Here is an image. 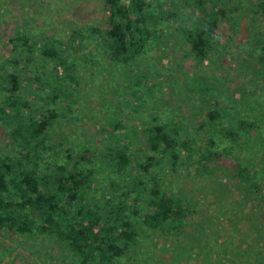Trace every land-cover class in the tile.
I'll list each match as a JSON object with an SVG mask.
<instances>
[{"label": "rangeland", "instance_id": "obj_1", "mask_svg": "<svg viewBox=\"0 0 264 264\" xmlns=\"http://www.w3.org/2000/svg\"><path fill=\"white\" fill-rule=\"evenodd\" d=\"M149 1L154 6L159 1L176 4V18L163 20L167 13L161 15L162 21L154 25L157 35L146 44L144 53L123 65L108 58L103 42L89 38L91 27L102 32L107 27L108 12L102 0H0V72L14 58L29 59L26 65L32 75L50 72L51 64L32 47L30 53L22 48L16 39L19 35L50 36L64 52L73 44L72 33L79 31L73 53L76 83L67 82L71 97L63 106H49L59 115L46 135L41 168L64 164L67 150L74 155L80 149L88 150L84 164L95 171L98 180L92 196L98 200L111 196L127 204L138 233L135 251L117 264H264V23L258 11L260 0ZM209 9L226 10V18H220L207 57L199 60L189 51L184 34L199 28V22L206 20L203 11ZM152 11L156 13V7ZM27 92L38 98L44 95L33 87ZM42 104L39 101L37 106L43 108ZM214 109L221 117L211 122L206 113ZM242 121L252 126L241 132L237 145L214 132L236 129L243 126ZM155 124L175 126L181 138H189L191 150L199 152L211 134L216 159L210 173L196 171L195 163L186 159L174 167L166 155L155 156L149 174L144 173L139 166L151 155L145 130ZM11 149L0 125V153ZM119 151H125L129 159L123 174L115 170ZM239 165L253 170L256 176L251 183L238 179ZM139 180L146 193L157 182L187 204L189 211L179 233L137 227L145 197L135 189ZM134 210L138 215H133ZM0 264L77 263L55 239L42 234L16 236L4 230L0 231Z\"/></svg>", "mask_w": 264, "mask_h": 264}, {"label": "trees", "instance_id": "obj_2", "mask_svg": "<svg viewBox=\"0 0 264 264\" xmlns=\"http://www.w3.org/2000/svg\"><path fill=\"white\" fill-rule=\"evenodd\" d=\"M102 2L108 12L107 27L103 32L91 27L88 29L89 38L103 42L102 48L108 58L123 65L144 53L146 44L155 38L154 25L160 22L161 15L167 13L163 20L176 18L178 8L176 4L166 1H159L155 6L149 0ZM186 5L182 7L186 8ZM153 7H156V13L152 11ZM258 11L264 23V0H260ZM203 12L206 20L199 22L200 27L184 34L189 51L199 60L207 57L220 18H226V10L223 9ZM78 36L79 31H74L70 36L73 44L62 52L58 48L60 44L56 45L50 36L33 38L21 34L16 39L21 42L22 48L28 51L32 47L51 64L50 72L32 75L26 65L30 62L27 58L7 60L9 67H3L0 72V125L12 146L7 153H0V231L5 230L16 236L42 234L55 239L76 259L77 264H117L128 253L135 251L138 233L127 212V204L111 196H104L105 199L100 200L92 196L98 180L95 171L84 164L88 161V150L80 149L75 155L67 150L64 164L54 163L41 168L46 135L59 115L57 109L49 106H63L66 99L71 97V91L66 89L67 82L76 83L73 64L76 55L73 53L76 52L74 44ZM32 87L44 95L38 98L33 91L29 94L27 90ZM39 101L43 102V108L37 106ZM64 115L68 116V113ZM206 117L216 122L221 115L214 109L208 111ZM239 123L243 126L214 129V132L225 135L237 145L241 132L252 126L243 121ZM203 134L208 135V132L203 131ZM210 135L206 138L208 141L203 152H199V149L191 150L189 138H181L180 130L175 126L155 124L145 130V145L151 155L139 167L148 173L155 156L166 155L174 167L177 161L186 159L195 163L196 171L209 174L210 166L216 159L214 146L211 148L214 140H209ZM117 157L115 170L123 174L129 159L125 151H119ZM236 176L242 183L249 184L256 175L247 166L239 165ZM151 177L155 180L154 174ZM138 188L145 197L144 211L138 218L137 227L174 235L184 228L189 208L182 198L174 196L157 182L149 188L148 193L141 180L135 186V189ZM133 215H138L137 210L133 211Z\"/></svg>", "mask_w": 264, "mask_h": 264}]
</instances>
